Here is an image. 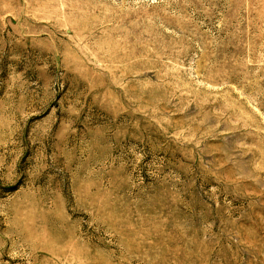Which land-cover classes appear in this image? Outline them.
<instances>
[{
	"label": "rangeland",
	"instance_id": "1",
	"mask_svg": "<svg viewBox=\"0 0 264 264\" xmlns=\"http://www.w3.org/2000/svg\"><path fill=\"white\" fill-rule=\"evenodd\" d=\"M0 264H264V0H0Z\"/></svg>",
	"mask_w": 264,
	"mask_h": 264
}]
</instances>
